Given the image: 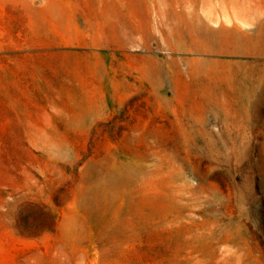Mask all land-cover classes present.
Wrapping results in <instances>:
<instances>
[{"label":"rangeland","instance_id":"374dc122","mask_svg":"<svg viewBox=\"0 0 264 264\" xmlns=\"http://www.w3.org/2000/svg\"><path fill=\"white\" fill-rule=\"evenodd\" d=\"M113 2L0 0V264H264V0Z\"/></svg>","mask_w":264,"mask_h":264},{"label":"bare ground","instance_id":"6f19581e","mask_svg":"<svg viewBox=\"0 0 264 264\" xmlns=\"http://www.w3.org/2000/svg\"><path fill=\"white\" fill-rule=\"evenodd\" d=\"M102 2L114 3L113 0H90L93 6ZM230 3L233 6V10H237L238 0H231ZM239 12L244 15V18L250 16V8H245L244 11L240 10ZM241 13L235 12L237 16L241 15ZM171 17L174 20L185 22L188 35L191 39L192 49L198 52L242 53L249 55L250 52L259 54L264 52V29L260 32L261 34L250 36L246 33L238 32L235 28L226 29L220 27L217 30H212L206 24L201 23V19L196 15H194V18L187 19L186 15L174 12ZM196 61L193 60L192 62L195 63Z\"/></svg>","mask_w":264,"mask_h":264}]
</instances>
